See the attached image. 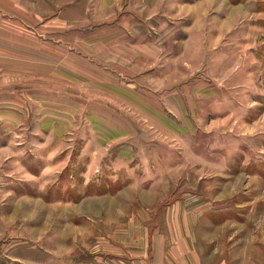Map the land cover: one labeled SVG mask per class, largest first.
<instances>
[{"label":"rangeland","instance_id":"374dc122","mask_svg":"<svg viewBox=\"0 0 264 264\" xmlns=\"http://www.w3.org/2000/svg\"><path fill=\"white\" fill-rule=\"evenodd\" d=\"M200 1L0 0V264H264V0Z\"/></svg>","mask_w":264,"mask_h":264},{"label":"crops","instance_id":"0c3cea01","mask_svg":"<svg viewBox=\"0 0 264 264\" xmlns=\"http://www.w3.org/2000/svg\"><path fill=\"white\" fill-rule=\"evenodd\" d=\"M200 2H201V5L203 7L204 6H209L210 7L211 5H215L217 0H201ZM206 21H208L207 23L210 24V43L209 44L205 43V45L209 48V45H211L213 41H217L215 33L218 31V27H217L216 24L213 25V21H211V19H207ZM207 23H205V26L202 29L203 32L201 33V37H204V38L206 36L205 35V32H206L205 28H206V24ZM152 245H153L152 248L155 249V253H156L155 256L163 254L164 251L166 252V250H165L166 247L168 249L167 252H169L170 254L173 253L174 256L175 255L179 256L178 251H180L181 254H183V256L187 253V251L183 250V246L180 245V243L178 244L177 242L176 243H172V245H170V243L168 245H166V243L164 244L163 241L156 240ZM132 263L133 264H146V262L144 260H142V259H135V260L132 261ZM153 264H164V263H162L161 261H157L155 259ZM167 264H177L176 259L174 257H172V259L170 258L169 260H167Z\"/></svg>","mask_w":264,"mask_h":264},{"label":"bare ground","instance_id":"6f19581e","mask_svg":"<svg viewBox=\"0 0 264 264\" xmlns=\"http://www.w3.org/2000/svg\"><path fill=\"white\" fill-rule=\"evenodd\" d=\"M207 3V2H206ZM210 36V35H209ZM207 38V37H206Z\"/></svg>","mask_w":264,"mask_h":264}]
</instances>
